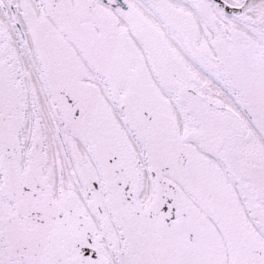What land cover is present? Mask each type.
<instances>
[{"label": "snow or ice", "instance_id": "1", "mask_svg": "<svg viewBox=\"0 0 264 264\" xmlns=\"http://www.w3.org/2000/svg\"><path fill=\"white\" fill-rule=\"evenodd\" d=\"M0 264H264V0H0Z\"/></svg>", "mask_w": 264, "mask_h": 264}]
</instances>
